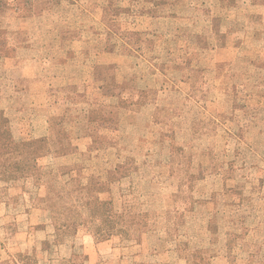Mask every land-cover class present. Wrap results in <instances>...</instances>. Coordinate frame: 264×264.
<instances>
[{
	"label": "rangeland",
	"instance_id": "rangeland-1",
	"mask_svg": "<svg viewBox=\"0 0 264 264\" xmlns=\"http://www.w3.org/2000/svg\"><path fill=\"white\" fill-rule=\"evenodd\" d=\"M1 1L0 264H264V0Z\"/></svg>",
	"mask_w": 264,
	"mask_h": 264
},
{
	"label": "trees",
	"instance_id": "trees-1",
	"mask_svg": "<svg viewBox=\"0 0 264 264\" xmlns=\"http://www.w3.org/2000/svg\"><path fill=\"white\" fill-rule=\"evenodd\" d=\"M56 0H46V4L50 5L54 3ZM3 5L21 7V5H25L26 10L30 13L33 8V0H2ZM46 149V140L38 139V140H29V141H21L15 142L13 141L8 127V120L0 110V171L2 174L3 180H14L21 177H32L36 181L39 180L40 174H42V170L38 165V158L43 156V152ZM11 157L16 158L17 161H14V164H7V162L11 159ZM94 206H100V210L97 211L99 217L107 216L111 217V214L108 211H104L102 208L105 206V203L102 202L100 204L92 203ZM66 210V211H65ZM76 214V215H75ZM78 218V215L75 211L68 210L66 208L56 210L54 212V220L56 223V230L58 231V235H62L67 232H71L77 227L76 220L74 218ZM114 216V214H113ZM115 223L106 229V231H102L100 233L102 237H110L115 234H130L132 231H137V226L135 223L127 224L125 222L126 216L123 213L115 214ZM65 220H64V219ZM105 221V217L104 220ZM99 228V225L98 227Z\"/></svg>",
	"mask_w": 264,
	"mask_h": 264
}]
</instances>
